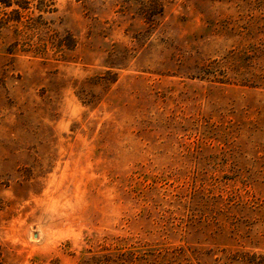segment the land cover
Listing matches in <instances>:
<instances>
[{
	"label": "rangeland",
	"instance_id": "rangeland-1",
	"mask_svg": "<svg viewBox=\"0 0 264 264\" xmlns=\"http://www.w3.org/2000/svg\"><path fill=\"white\" fill-rule=\"evenodd\" d=\"M0 264H264V0H0Z\"/></svg>",
	"mask_w": 264,
	"mask_h": 264
}]
</instances>
